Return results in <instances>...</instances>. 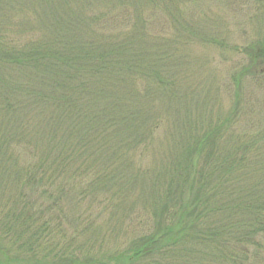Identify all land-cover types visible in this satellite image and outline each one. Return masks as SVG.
Wrapping results in <instances>:
<instances>
[{
  "label": "trees",
  "instance_id": "16d2710c",
  "mask_svg": "<svg viewBox=\"0 0 264 264\" xmlns=\"http://www.w3.org/2000/svg\"><path fill=\"white\" fill-rule=\"evenodd\" d=\"M202 2L0 0V264H264V43L194 81Z\"/></svg>",
  "mask_w": 264,
  "mask_h": 264
},
{
  "label": "rangeland",
  "instance_id": "374dc122",
  "mask_svg": "<svg viewBox=\"0 0 264 264\" xmlns=\"http://www.w3.org/2000/svg\"><path fill=\"white\" fill-rule=\"evenodd\" d=\"M204 2V6L200 5V10L196 12L205 14L204 18H207L209 23V27H206L207 32L218 35L223 43L220 46L195 43L189 46L188 52L191 57L192 78L197 82L202 80V77H207L205 81L209 85L212 83V91H214L215 84L224 83L228 73L247 63L248 55L243 51L245 46L264 43V0H203L202 3ZM13 15L19 20V13L14 12ZM29 18V21L33 20ZM24 33H20L16 25L14 28L11 27L10 36L17 44L26 42L31 36L30 33ZM225 44H227L226 48H224ZM192 57L197 61H193ZM263 81L264 76L259 79V83L256 77L248 79L245 92L255 103V108L264 111ZM220 88L221 103L217 108H213V111L226 113L229 109L230 97L224 91L222 84ZM192 106L195 110L196 106ZM162 136L160 132L159 137ZM150 156L139 157V165L145 168L149 166ZM111 241L107 238L104 243Z\"/></svg>",
  "mask_w": 264,
  "mask_h": 264
}]
</instances>
